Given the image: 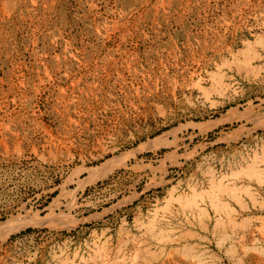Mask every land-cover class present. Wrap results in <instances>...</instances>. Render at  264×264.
I'll return each instance as SVG.
<instances>
[{
    "label": "rangeland",
    "instance_id": "374dc122",
    "mask_svg": "<svg viewBox=\"0 0 264 264\" xmlns=\"http://www.w3.org/2000/svg\"><path fill=\"white\" fill-rule=\"evenodd\" d=\"M0 264H264V0H0Z\"/></svg>",
    "mask_w": 264,
    "mask_h": 264
},
{
    "label": "bare ground",
    "instance_id": "6f19581e",
    "mask_svg": "<svg viewBox=\"0 0 264 264\" xmlns=\"http://www.w3.org/2000/svg\"><path fill=\"white\" fill-rule=\"evenodd\" d=\"M3 236V235H2Z\"/></svg>",
    "mask_w": 264,
    "mask_h": 264
}]
</instances>
